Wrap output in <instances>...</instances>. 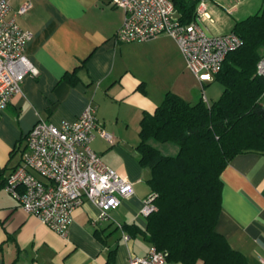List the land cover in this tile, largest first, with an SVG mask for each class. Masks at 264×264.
Listing matches in <instances>:
<instances>
[{
  "label": "crops",
  "instance_id": "obj_1",
  "mask_svg": "<svg viewBox=\"0 0 264 264\" xmlns=\"http://www.w3.org/2000/svg\"><path fill=\"white\" fill-rule=\"evenodd\" d=\"M7 1L15 9L27 1L33 3L19 23L33 35L25 53L38 68L39 77H26L23 93L0 113V168H6L5 177L20 164L25 136L36 123L74 121L94 104L99 124L113 135L114 144L97 135L92 148L106 165L133 183L135 192L103 221H96L99 210L85 202L74 213L69 237L63 239L24 211L4 188L0 191V264H107L112 252L115 264H128L130 255L145 256L151 246L144 237L132 236L120 227L147 228L142 206L152 192L148 184L151 171L141 167L136 153L141 121L145 113L155 112L166 93L196 104L207 97L205 88L211 83L203 91L168 35L142 44L117 42L115 35L125 13L114 0ZM263 2L208 0L214 23L202 20L200 27L207 35L233 32L235 23L258 13ZM66 74L75 75L78 82L72 84L64 78ZM220 177L222 213L215 230L249 264H261L264 154L238 155ZM124 234L131 239L126 242Z\"/></svg>",
  "mask_w": 264,
  "mask_h": 264
},
{
  "label": "trees",
  "instance_id": "obj_2",
  "mask_svg": "<svg viewBox=\"0 0 264 264\" xmlns=\"http://www.w3.org/2000/svg\"><path fill=\"white\" fill-rule=\"evenodd\" d=\"M181 22L196 18L199 0H172ZM261 10L237 21L233 32L243 41L226 56L215 81L223 85L219 100L190 104L166 93L154 113H145L136 148L141 167L149 168L148 184L157 211L147 216V228L124 225L132 236L142 235L150 246L167 252L169 262L181 264H249L215 228L222 213L220 176L238 155L264 154V78L258 63L264 55V2ZM72 84L75 75L66 74ZM174 143L176 156L160 153L152 142ZM6 168H0V191ZM114 252L107 264H115Z\"/></svg>",
  "mask_w": 264,
  "mask_h": 264
},
{
  "label": "built area",
  "instance_id": "obj_3",
  "mask_svg": "<svg viewBox=\"0 0 264 264\" xmlns=\"http://www.w3.org/2000/svg\"><path fill=\"white\" fill-rule=\"evenodd\" d=\"M207 1L199 0L196 18L190 24H183L172 0H114L113 4L125 13L116 41L142 44L160 35L172 37L185 57L189 72L204 91L205 84L214 82L221 72L226 56L243 45L234 32L223 35L203 32L202 20L214 23ZM32 7L31 1L15 9L7 0H0V113L23 93L26 77H39L38 68L25 53L33 35L19 23V18ZM262 57L257 70L264 78ZM96 114L97 106L89 104L74 121L36 123L25 136L20 164L11 171L4 185L24 211L63 239L69 237L74 213L85 202L99 210L96 221H103L134 196L133 183L106 165L92 148L97 135L114 144L113 135L101 128ZM142 207L146 217L157 211L155 197L147 196ZM130 239L124 234L126 242ZM166 257L167 252L151 246L145 256L130 255L127 260L128 264H167ZM260 263L264 264V254Z\"/></svg>",
  "mask_w": 264,
  "mask_h": 264
},
{
  "label": "rangeland",
  "instance_id": "obj_4",
  "mask_svg": "<svg viewBox=\"0 0 264 264\" xmlns=\"http://www.w3.org/2000/svg\"><path fill=\"white\" fill-rule=\"evenodd\" d=\"M200 95H201V88ZM224 87L221 83L214 81L213 83L206 86V98L212 104L213 102L219 100V97L223 94ZM154 145L160 150V153L166 156H176L179 152V147L174 143H160L153 141Z\"/></svg>",
  "mask_w": 264,
  "mask_h": 264
}]
</instances>
